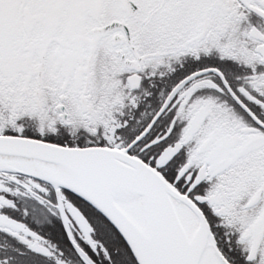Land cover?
Here are the masks:
<instances>
[{
    "label": "snow or ice",
    "instance_id": "1",
    "mask_svg": "<svg viewBox=\"0 0 264 264\" xmlns=\"http://www.w3.org/2000/svg\"><path fill=\"white\" fill-rule=\"evenodd\" d=\"M0 264H264V0H0Z\"/></svg>",
    "mask_w": 264,
    "mask_h": 264
}]
</instances>
